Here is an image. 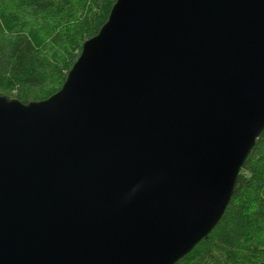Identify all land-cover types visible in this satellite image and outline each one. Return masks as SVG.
Segmentation results:
<instances>
[{"label": "water", "instance_id": "95a60500", "mask_svg": "<svg viewBox=\"0 0 264 264\" xmlns=\"http://www.w3.org/2000/svg\"><path fill=\"white\" fill-rule=\"evenodd\" d=\"M263 133L264 0H117L59 92L0 95V264H177Z\"/></svg>", "mask_w": 264, "mask_h": 264}, {"label": "trees", "instance_id": "16d2710c", "mask_svg": "<svg viewBox=\"0 0 264 264\" xmlns=\"http://www.w3.org/2000/svg\"><path fill=\"white\" fill-rule=\"evenodd\" d=\"M117 0H0V95L23 104L64 86ZM177 264H264V133L209 237Z\"/></svg>", "mask_w": 264, "mask_h": 264}, {"label": "clouds", "instance_id": "9594fccd", "mask_svg": "<svg viewBox=\"0 0 264 264\" xmlns=\"http://www.w3.org/2000/svg\"><path fill=\"white\" fill-rule=\"evenodd\" d=\"M139 185H137L135 188L132 189V193H135L138 189Z\"/></svg>", "mask_w": 264, "mask_h": 264}]
</instances>
